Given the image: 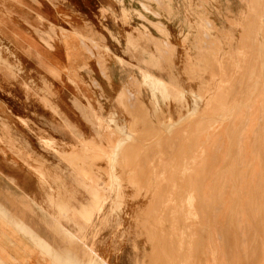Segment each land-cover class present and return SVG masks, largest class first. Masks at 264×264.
Segmentation results:
<instances>
[{"label":"rangeland","instance_id":"1","mask_svg":"<svg viewBox=\"0 0 264 264\" xmlns=\"http://www.w3.org/2000/svg\"><path fill=\"white\" fill-rule=\"evenodd\" d=\"M72 31L83 36L71 40ZM261 49L264 0H0L1 145L44 171L43 187L77 207L88 196L69 156L96 155L91 169L107 177L100 149L110 145L108 129H98L96 115L129 123L123 99L155 125L171 116L169 124L188 117L193 97L198 111L140 151L148 196L127 185L113 212L107 203V221L87 232L88 243L109 264H264ZM177 86L186 100L166 106L162 97L174 99ZM50 248L70 264L85 251ZM96 256L79 264H104Z\"/></svg>","mask_w":264,"mask_h":264},{"label":"crops","instance_id":"2","mask_svg":"<svg viewBox=\"0 0 264 264\" xmlns=\"http://www.w3.org/2000/svg\"><path fill=\"white\" fill-rule=\"evenodd\" d=\"M113 1L116 2V0H111V2ZM62 31L64 30L62 29ZM72 35L83 36L75 31H72L69 38ZM47 38L48 41L45 45L53 47L55 40L50 35ZM82 44L85 43L82 41ZM70 52L74 56L78 55V52L74 49H71ZM0 59L2 60L3 57L0 56ZM150 61L153 65L156 62L154 57H151ZM8 67L13 68L12 65H8ZM143 77L147 81L150 74L145 72ZM44 83L48 89L53 85L48 80H45ZM138 85L140 86L139 83ZM150 85L156 94H160L153 81L150 82ZM176 91L177 96L174 99L162 97L166 106L172 100L179 102L186 100V92L181 87L177 86ZM119 102L123 103L121 106L124 111L131 116L129 123H119L114 115L106 120L98 115L95 116V119L98 120V129H108L106 131L108 134L103 136L112 135L111 138H107L110 142L109 147L100 149V151H103L101 153L108 166L105 173L106 179L103 180L101 174H97L91 169L90 161H93L96 155L89 158L91 156L72 153L69 156L73 158V164L76 166L75 182L84 189L88 196L87 201L77 207H73L64 201L62 203L63 195L60 192H57V194L51 193L50 190H55L51 185L50 189L44 188L45 185H49L47 174L45 175L44 171L36 167L23 165L21 154L16 150L9 149V147L2 146V142H0V264H70L69 257L66 256L61 259L53 256L48 249L51 246V250L55 248L63 255L64 251L68 252L73 249L74 244H78L85 249V251L78 250L75 252L74 260L76 263L79 264L81 256L92 253L95 256L97 255L96 257L102 263L109 264L94 248V245L88 243L87 232L90 228L97 227L98 222L107 221L108 216L104 213L107 203L112 200L111 212H113L116 209L115 206H118L121 202L127 185L136 188L138 193L143 191L142 195L144 197L145 195L148 196L145 193L147 190L145 188V173L138 169V166H141V163L137 160L140 151H145V143L164 142L167 134H171L172 130L176 129V127L165 129V124L172 119L171 116L163 114L162 118H158V123L155 125L146 112L142 116L136 115L129 106L125 105L123 99ZM192 102L193 106L188 107L187 112L196 113L198 107L193 97ZM209 105L207 102L205 110L208 109ZM154 110L157 114L158 109L154 107ZM140 124L144 128H140ZM149 134L155 139L148 142V140H145V136ZM98 135L102 137L99 131ZM42 141L46 147L53 149L51 140L44 138ZM115 147L119 148L122 158L121 155L114 157L115 159L113 158L112 154ZM127 149L135 154L132 152V161L122 175L117 168L118 166H116L117 163L114 165L113 161H123V155ZM55 151L61 155L64 153L58 150ZM113 171L118 172L114 178ZM152 173L154 174V172ZM84 210H92L93 213L90 217H86L83 214ZM95 218H97L96 224L94 223ZM69 224L74 229L69 228ZM83 224L88 227L85 229ZM209 262L208 260L207 263L210 264Z\"/></svg>","mask_w":264,"mask_h":264},{"label":"bare ground","instance_id":"3","mask_svg":"<svg viewBox=\"0 0 264 264\" xmlns=\"http://www.w3.org/2000/svg\"><path fill=\"white\" fill-rule=\"evenodd\" d=\"M259 61H260V67H261V71L263 72V74H264V49H261V54H260V58H259ZM188 73V72H187ZM189 75V74H188ZM190 114L188 115V117L187 118H184L183 117V115L180 117V119L178 120V121H174L173 123H169V124H165V129L166 130H168V129H170V128H172V126L174 125V126H177V125H182V124H184L187 120H189L194 114H195V112H189ZM170 122V121H169ZM121 128V127H120ZM122 129V128H121ZM124 129V128H123ZM126 129V128H125ZM116 130V129H115ZM122 131H126V130H122ZM121 132V131H120ZM130 133V132H129ZM163 133V132H162ZM115 135V134H114ZM109 136V135H108ZM112 136V135H111ZM111 136H109V138H111ZM120 136H121V134H120ZM126 136V135H125ZM122 138V137H121ZM136 138V137H135ZM119 139V138H118ZM155 139V137H153V136H151V135H147V136H145V140H148V141H150V140H154ZM137 140V139H136ZM119 141V140H118ZM120 147V146H119ZM88 148V147H87ZM100 149V148H99ZM119 148H117V147H115L114 148V150H113V154H112V156H113V158L115 157H117L118 155H121L120 154V152H119V150H118ZM107 151V150H106ZM109 151V150H108ZM101 152H103V151H101ZM106 154H107V152H106ZM131 154H132V151L131 150H126L125 151V153H124V155H123V159L125 160H118L117 162H115V161H113V163H114V165H115V163H117V165L116 166H118L117 168L121 171V174L123 175L124 174V172L126 171V167H128L129 166V164L131 163V161H132V157H131ZM109 155V154H108ZM107 155V156H108ZM103 156V155H102ZM101 156V157H102ZM98 157V156H97ZM105 157V156H104ZM89 158H92V157H89ZM88 158V159H89ZM114 158V159H115ZM121 158H122V155H121ZM104 159V158H103ZM113 159V160H114ZM92 160V159H91ZM112 160V159H111ZM112 162V161H111ZM109 164V163H108ZM117 169V170H118ZM120 171H119V173H120ZM111 172V171H110ZM88 173V172H87ZM117 173L118 172H116V171H113V178L114 177H116L117 176ZM112 174V173H111ZM120 176V175H119ZM118 178V177H117ZM122 181V180H121ZM130 182H132V181H130ZM131 184V183H130ZM124 185V184H123ZM199 197V196H198ZM181 205V204H180ZM153 242V241H152ZM162 242V241H161ZM163 244L165 245L166 243H163L162 242V246H163ZM158 246V245H157ZM166 246V245H165ZM156 252V251H155ZM155 254V253H154ZM155 256V263L158 261V260H163V258H161L160 256H156V255H154ZM174 258V257H173ZM172 257H169V259H173ZM153 259H154V257H153Z\"/></svg>","mask_w":264,"mask_h":264}]
</instances>
